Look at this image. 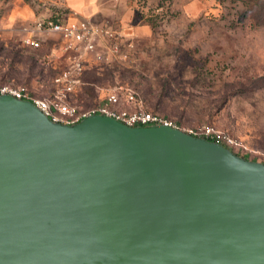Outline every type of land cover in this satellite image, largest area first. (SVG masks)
<instances>
[{"label": "water", "instance_id": "1", "mask_svg": "<svg viewBox=\"0 0 264 264\" xmlns=\"http://www.w3.org/2000/svg\"><path fill=\"white\" fill-rule=\"evenodd\" d=\"M0 264H264V162L0 94Z\"/></svg>", "mask_w": 264, "mask_h": 264}, {"label": "rangeland", "instance_id": "2", "mask_svg": "<svg viewBox=\"0 0 264 264\" xmlns=\"http://www.w3.org/2000/svg\"><path fill=\"white\" fill-rule=\"evenodd\" d=\"M94 3L104 12L91 18L130 29L134 50L128 61H112V72L83 73L85 84L71 93L76 104L95 106L114 86H129L145 110L187 132L213 126L241 143L233 151L264 162V0H173L169 17L153 26L146 16L158 0H0V84L46 96L54 74L45 55L60 54L58 41L22 45V26L45 11L73 16L83 14L75 5Z\"/></svg>", "mask_w": 264, "mask_h": 264}, {"label": "built area", "instance_id": "3", "mask_svg": "<svg viewBox=\"0 0 264 264\" xmlns=\"http://www.w3.org/2000/svg\"><path fill=\"white\" fill-rule=\"evenodd\" d=\"M53 16V17H52ZM21 44L32 49L42 45V38L54 36L60 47V54L45 55L54 75L50 92L39 97L24 85L0 84V94L17 99L29 100L52 121L73 124L91 114H104L130 125H170L177 127L170 119L146 111L139 102L137 92L125 85L109 89L95 106L83 108L70 100L71 93L83 84L81 75L91 64L98 62L128 61L133 43L129 40L130 30L116 27L109 21H98L91 17H77L69 14L45 11L23 25ZM57 58L59 67L51 64ZM57 68V69H55ZM189 133L221 143L231 148L241 143L228 133L213 126L201 125Z\"/></svg>", "mask_w": 264, "mask_h": 264}, {"label": "trees", "instance_id": "4", "mask_svg": "<svg viewBox=\"0 0 264 264\" xmlns=\"http://www.w3.org/2000/svg\"><path fill=\"white\" fill-rule=\"evenodd\" d=\"M215 1H219V2H223L224 0H215ZM241 1L242 3V0H239ZM173 0H158V3L156 5V9H154V11H152V13L149 14V16H146V22H148L149 25L153 26L154 24H157V22L161 21L165 16H168L172 13L171 11V4H172ZM236 10H237V7H235ZM58 12V11H53V15ZM53 17V16H52ZM169 17V16H168ZM28 22V21H27ZM39 49V48H38ZM114 61V60H111L109 62H98V63H91L84 71L83 73H92L94 75H102L104 73V70H107L112 72L113 68L115 67V63L112 64L111 62ZM46 65H48V63H46ZM111 69V70H110ZM51 71V70H50ZM83 73H82V76H83ZM54 74V72H53ZM53 77V76H52ZM52 79V78H51ZM82 79V82L83 84H85L83 78ZM80 85L79 88L77 89H80L81 86ZM52 85V84H51ZM70 100H72V102H75L72 97L70 98ZM91 107V106H90ZM88 108V107H87ZM145 109V108H144ZM146 111H150V112H153V113H157L153 110H146ZM233 151L232 148H229ZM235 152V151H233ZM236 154L248 159V157L245 155V154H239L238 152H235ZM252 160V159H251ZM254 160V159H253Z\"/></svg>", "mask_w": 264, "mask_h": 264}, {"label": "crops", "instance_id": "5", "mask_svg": "<svg viewBox=\"0 0 264 264\" xmlns=\"http://www.w3.org/2000/svg\"><path fill=\"white\" fill-rule=\"evenodd\" d=\"M75 8L79 11V12H83V14L78 13L77 15H73V16H77V17H91L92 14L91 13H96L97 11H101L104 12V10L98 5V3H94L93 5H85L84 6H80V5H75ZM85 13V14H84ZM86 14H91V15H86ZM31 20V19H30ZM146 23V22H145ZM148 23V22H147ZM146 23V24H147ZM126 30H130L125 28ZM131 32V31H130ZM100 102V101H99Z\"/></svg>", "mask_w": 264, "mask_h": 264}]
</instances>
